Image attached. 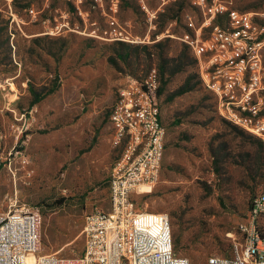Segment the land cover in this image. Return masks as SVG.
I'll return each mask as SVG.
<instances>
[{
  "label": "rangeland",
  "instance_id": "obj_1",
  "mask_svg": "<svg viewBox=\"0 0 264 264\" xmlns=\"http://www.w3.org/2000/svg\"><path fill=\"white\" fill-rule=\"evenodd\" d=\"M222 1L264 11V0ZM187 16L199 25L208 14L194 0H0V216L38 211L40 255L81 256L85 217L109 211L122 152L110 110L119 89L152 69L165 144L156 184L130 201L167 217L173 253L189 264L231 255L264 193V149L218 114L183 42ZM113 30L128 41L109 40ZM31 89L53 93L31 107ZM258 227L264 234V214Z\"/></svg>",
  "mask_w": 264,
  "mask_h": 264
},
{
  "label": "built area",
  "instance_id": "obj_2",
  "mask_svg": "<svg viewBox=\"0 0 264 264\" xmlns=\"http://www.w3.org/2000/svg\"><path fill=\"white\" fill-rule=\"evenodd\" d=\"M209 1L205 13V0H194L208 17L197 25L187 16L192 34L183 42L197 60L200 79L213 95L218 114L260 140L264 148V11L239 12L222 0ZM29 14L35 16L32 9ZM209 25L206 40L202 32ZM111 36V41H128L116 30ZM158 83L152 69L141 82L118 90L109 123L112 146L122 152L109 174V211L93 209L85 217L82 255H40V213L21 209L0 216V264H189L173 253L167 217L143 214L130 201L132 195L150 192L159 176L165 130ZM263 214L261 193L239 227L231 255L211 256L206 264H264V235L258 227Z\"/></svg>",
  "mask_w": 264,
  "mask_h": 264
},
{
  "label": "trees",
  "instance_id": "obj_3",
  "mask_svg": "<svg viewBox=\"0 0 264 264\" xmlns=\"http://www.w3.org/2000/svg\"><path fill=\"white\" fill-rule=\"evenodd\" d=\"M30 93H31V96H32V101L30 103V106L31 107H34L35 105H37L38 103H40L42 100H44L47 96H49L50 94H52L53 93V90H49V91H46L44 93H37V92H35L34 90L31 89L30 90ZM259 143H260L261 147L263 148V144L261 143L260 140H259ZM250 209H251V207H250Z\"/></svg>",
  "mask_w": 264,
  "mask_h": 264
}]
</instances>
